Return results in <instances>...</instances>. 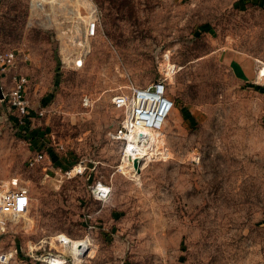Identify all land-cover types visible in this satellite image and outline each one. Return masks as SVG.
I'll return each instance as SVG.
<instances>
[{
    "label": "rangeland",
    "instance_id": "rangeland-1",
    "mask_svg": "<svg viewBox=\"0 0 264 264\" xmlns=\"http://www.w3.org/2000/svg\"><path fill=\"white\" fill-rule=\"evenodd\" d=\"M93 10L96 36L84 42ZM9 50L18 60L0 75V186H27L32 202L0 229L7 264L46 254L264 264V0H0ZM16 73L28 80L26 114L13 104ZM164 77L175 108L138 171L136 151L124 156L112 137L123 117L112 100ZM99 181L112 188L106 201L93 195ZM80 241L89 246L77 256Z\"/></svg>",
    "mask_w": 264,
    "mask_h": 264
},
{
    "label": "built area",
    "instance_id": "built-area-1",
    "mask_svg": "<svg viewBox=\"0 0 264 264\" xmlns=\"http://www.w3.org/2000/svg\"><path fill=\"white\" fill-rule=\"evenodd\" d=\"M33 1L37 4H53L57 3L59 0ZM98 21V14L93 10L91 16L87 20L84 30V42H88L96 36ZM85 47L84 45L82 49L84 54ZM17 60L18 54L15 50L0 53V75H5L12 68L16 67ZM74 63L78 67L83 65L84 60L82 58V53L79 57L76 56L74 58ZM13 79L15 81V87L11 92L14 98L13 104L22 114H26L28 113L29 105L28 101L23 97V93L26 91V84L28 83L27 77L16 73ZM168 84L167 78L164 77L144 87L131 86L126 92H120L114 96L112 100L113 105L116 109L122 111L123 117L117 130L112 134V137L114 139H121L126 143L124 156L126 155L127 146L131 141L136 140V142L140 141L145 144L148 140L149 131L155 133L158 139L163 136L162 130L164 125L175 108V102L168 93ZM142 133L145 134L144 138H140ZM44 157L43 153H38L29 160V165L31 167L37 165ZM75 169L76 174H83L86 167L80 165L79 168L76 167ZM111 191L112 188L110 185L99 181L93 189V195L99 201H106L110 197ZM31 202V193L27 186L13 182L1 185L0 229L2 231L6 230L9 217H20L28 214ZM60 242L64 245L63 241ZM64 248H66L65 245ZM31 253H33L32 248ZM38 260L45 264H65L66 261V259L57 258L51 254H46L42 259L38 258ZM8 261L9 256L0 255V263L7 264ZM59 261H64V263H60Z\"/></svg>",
    "mask_w": 264,
    "mask_h": 264
},
{
    "label": "bare ground",
    "instance_id": "bare-ground-1",
    "mask_svg": "<svg viewBox=\"0 0 264 264\" xmlns=\"http://www.w3.org/2000/svg\"><path fill=\"white\" fill-rule=\"evenodd\" d=\"M154 135H156V134L149 131L148 132V140L146 141L145 144L141 143L140 141L136 142V140L131 141L128 144L127 150H128V148L130 146L132 149H134L136 151V154H137V156L134 157L130 162H135L136 160H138V161H140L139 164L141 166L142 158H144V156H145L144 153H145V151L147 149V143L149 142L151 137L154 136ZM125 161H126V159H125ZM130 162H127V164L130 163ZM131 164L134 165V168L139 169V165H138V167H136L135 163H131ZM88 246L89 245H88L87 241L76 242V243L73 244V250H74L75 254H77V256H80L81 254H83L84 252H86L88 250Z\"/></svg>",
    "mask_w": 264,
    "mask_h": 264
},
{
    "label": "water",
    "instance_id": "water-1",
    "mask_svg": "<svg viewBox=\"0 0 264 264\" xmlns=\"http://www.w3.org/2000/svg\"><path fill=\"white\" fill-rule=\"evenodd\" d=\"M1 83H0V98H3L4 97V95L2 94V91H1ZM145 137V134L144 133H142L141 135H140V138H144ZM138 165H139V161L138 160H136L135 161V166L136 167H138ZM140 170V168L138 169V171Z\"/></svg>",
    "mask_w": 264,
    "mask_h": 264
},
{
    "label": "crops",
    "instance_id": "crops-1",
    "mask_svg": "<svg viewBox=\"0 0 264 264\" xmlns=\"http://www.w3.org/2000/svg\"><path fill=\"white\" fill-rule=\"evenodd\" d=\"M244 63L241 64V66L243 65Z\"/></svg>",
    "mask_w": 264,
    "mask_h": 264
}]
</instances>
